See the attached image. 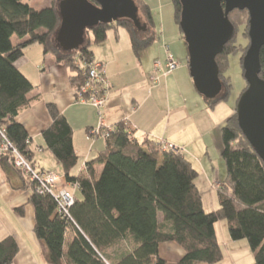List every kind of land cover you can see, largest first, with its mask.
Returning <instances> with one entry per match:
<instances>
[{
	"label": "trees",
	"instance_id": "1",
	"mask_svg": "<svg viewBox=\"0 0 264 264\" xmlns=\"http://www.w3.org/2000/svg\"><path fill=\"white\" fill-rule=\"evenodd\" d=\"M58 1L50 0L49 7L37 10L24 0H0V170L6 174L16 169L24 176L21 190L29 191L33 233L43 248L45 262L166 264L158 255L159 246L174 243L183 250L175 264H217L223 260V251L215 225L225 221L231 240L248 242L252 264H264V163L242 134L235 110L220 128L225 178L217 183L218 205L209 213L203 209L202 192L197 186L199 172L184 154L175 146L164 148L169 145L166 142L133 138L125 122L112 128L111 135L104 138L105 149L74 175L79 157L72 144V129L52 102L46 103L51 123L42 132V139L65 182L76 185L80 197H74L67 213H59L54 198L37 190L38 184L13 165L14 150L36 171L35 152L27 132L16 120L39 97L31 96L34 87L16 68L27 47L39 45L44 55L53 57L54 64L64 66L76 94L86 80L85 65L94 61L91 46L103 43L110 29L123 27L135 54L156 38L149 4L133 0L138 25L129 20L98 24L85 31L78 50L64 51L53 41L60 23ZM87 1L96 5L94 0ZM172 3L180 30L179 0ZM248 19L246 10L228 14L233 34L215 59L221 92L214 99L202 97L209 109L226 102L230 95V79L225 76L228 57L240 52L242 68L249 45ZM242 25V37L248 40L245 46L236 41ZM13 37L17 39L15 44ZM259 62L258 77L264 81V47ZM1 134L10 147L2 149L5 141ZM123 242L124 249L119 250ZM17 251L13 237L0 240V264H13Z\"/></svg>",
	"mask_w": 264,
	"mask_h": 264
},
{
	"label": "crops",
	"instance_id": "2",
	"mask_svg": "<svg viewBox=\"0 0 264 264\" xmlns=\"http://www.w3.org/2000/svg\"><path fill=\"white\" fill-rule=\"evenodd\" d=\"M152 19L156 38L137 54L131 48L127 32L120 30V27L110 29L103 43L91 46L93 60L101 63L105 69L106 126L113 128L125 122L131 128L132 137L139 141L149 138L175 146L203 177V189H216L220 182L215 179L218 178V170H213L214 158H211V149L207 146H218L211 144L208 138L214 130L221 128L234 110L220 115L217 107L209 109L204 100H199L185 70V64L188 66L187 54L173 14H152ZM167 56L173 58L177 68L164 75ZM155 62H159L157 71L153 68ZM16 68L34 87L31 96H39L16 118L27 132L35 152V170L60 172L65 189L73 197L79 198L78 189L65 182L60 167L53 165L56 162L45 148L42 132L51 123L46 103H54L72 129V144L79 157L74 175L82 172L86 162L106 147L104 138H89L90 131L98 125L96 109L74 101L75 94L67 69L54 64L53 57L44 55L39 45L27 47L16 62ZM216 155L214 151V157ZM209 167L210 172L207 171ZM23 179L24 176L16 169L6 174L0 170V240L9 236L15 240L18 251L13 264H47L43 258V248L33 233V208L27 204L29 191L21 190ZM202 206L206 213L217 208L215 205L206 206L203 200ZM222 223L220 228L224 231ZM218 224L215 225V232ZM216 236L218 241L217 232ZM218 243L221 248L228 245L226 238L224 245ZM158 255L178 261L183 256V250L174 243H164L159 246Z\"/></svg>",
	"mask_w": 264,
	"mask_h": 264
},
{
	"label": "water",
	"instance_id": "3",
	"mask_svg": "<svg viewBox=\"0 0 264 264\" xmlns=\"http://www.w3.org/2000/svg\"><path fill=\"white\" fill-rule=\"evenodd\" d=\"M61 0L55 42L64 51L78 50L84 33L98 24L129 20L138 25L133 0ZM179 27L187 47L188 70L195 90L205 99L221 92L215 59L231 39L228 14L248 13L249 45L242 58L247 88L235 108L238 126L264 163V81L258 77L259 53L264 47V0H179Z\"/></svg>",
	"mask_w": 264,
	"mask_h": 264
},
{
	"label": "rangeland",
	"instance_id": "4",
	"mask_svg": "<svg viewBox=\"0 0 264 264\" xmlns=\"http://www.w3.org/2000/svg\"><path fill=\"white\" fill-rule=\"evenodd\" d=\"M144 1H146L149 4V7L151 8L152 14L155 16H158V15L159 16L160 15L166 16L168 14H174V7H173L172 0H144ZM24 2L29 4L30 6H32L33 8H35L37 10H40V9H43L45 7L50 6V0H24ZM59 3H60V0L57 2V9H58V6L60 5ZM242 29L244 31L243 25L237 31L236 41H237V44L245 46L247 44L248 40L242 37ZM120 30H125V29L123 27H120ZM111 32H112V30H111ZM12 42H13V44H15L17 42L16 37L12 38ZM122 44H123V41H122ZM182 46H183L184 50H186L184 52H186V54H187V47H186V44L184 42V39L182 40ZM240 57H241L240 52L232 54L228 57V68L225 71V76H227L230 79L231 89H230V95H229L227 101L226 102H220L216 106L217 107L216 110H218L220 115H221V113H224V112L227 115L229 113V110L230 111L235 110L237 100L239 99L242 90L246 86L245 79L242 75V68L240 65ZM128 59H129V56H128ZM185 67H186L185 70H186L187 74L189 75L191 82H192V78L190 76L187 64H185ZM192 86H193V90H194L193 92L196 94V96H198L199 100H201V102H203V98L195 90L193 82H192ZM215 136H216L218 141L215 139ZM208 139L211 140L210 141L211 144H216L219 148V150H217L218 148H216L214 145H213V147L207 146L211 149V158L212 159L214 158V162L212 164L214 167L213 170H218V178H216L215 176L214 177L217 181H222L225 178V164H224V161L221 157V151L223 149V144H222V139H221L220 128L217 130H214ZM214 151H215V153H217V155L215 157H214ZM53 165L56 166L57 164L53 163ZM207 171L208 172L211 171L210 167H209V169H207ZM52 172L61 176L60 172H57L54 170ZM196 181H197L198 187L202 191L201 199L204 201L205 205L208 207L211 205H215V207H217L218 200H217V195H216V189L214 187L211 189L210 188H204L203 189V186H202L203 177H201V175L198 176ZM218 223H216V224H218ZM221 223L224 227V231L221 230V228H220ZM220 224H218V228L216 229V232L218 234V241L224 245L225 238H226L228 245L222 246L224 248V250L222 248L223 260L217 264H252L253 263V254L249 248L248 242L245 239H241V240H237V241L231 240L229 237V234H228L226 222L221 221ZM124 244L125 243L123 242V247H122V245H118L117 248L120 247L119 250L124 249ZM128 245L129 244L127 243V246ZM161 259H166L167 260L166 264H174L177 262L176 258H173L174 260H172V258H166L163 255L161 256ZM173 261H176V262H173Z\"/></svg>",
	"mask_w": 264,
	"mask_h": 264
},
{
	"label": "built area",
	"instance_id": "5",
	"mask_svg": "<svg viewBox=\"0 0 264 264\" xmlns=\"http://www.w3.org/2000/svg\"><path fill=\"white\" fill-rule=\"evenodd\" d=\"M159 62H155L153 68L155 71L158 70ZM177 68V63L173 60L171 56H167L165 61V71L164 75L171 73ZM86 69V80L81 86L80 90L74 95V101L82 104H89L96 109L98 116V125L95 129L90 131L91 139L95 137H103L107 139L111 135L112 128L106 126L105 121V110L104 106L106 104L107 98V81L105 76L104 66L93 61L88 66L85 65ZM3 141L5 143L1 146L2 149L10 147L1 134ZM173 149V145L169 144L164 146V148ZM14 159L13 165L23 170L24 173L30 176L31 181H35L38 184V189L40 192H45L51 195L57 203L59 213H67L68 208L72 205L74 197L72 193L67 191L63 186V179L59 175L53 173L52 171L36 172L30 165L19 156L16 151L13 150ZM72 187L77 188L76 185Z\"/></svg>",
	"mask_w": 264,
	"mask_h": 264
}]
</instances>
